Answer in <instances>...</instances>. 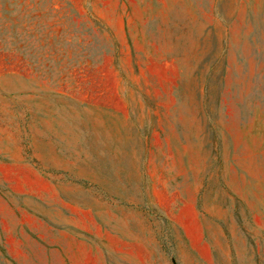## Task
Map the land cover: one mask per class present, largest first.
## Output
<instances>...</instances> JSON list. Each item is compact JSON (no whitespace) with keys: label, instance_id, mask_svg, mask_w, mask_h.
Masks as SVG:
<instances>
[{"label":"rangeland","instance_id":"obj_1","mask_svg":"<svg viewBox=\"0 0 264 264\" xmlns=\"http://www.w3.org/2000/svg\"><path fill=\"white\" fill-rule=\"evenodd\" d=\"M0 264H264V0H0Z\"/></svg>","mask_w":264,"mask_h":264}]
</instances>
